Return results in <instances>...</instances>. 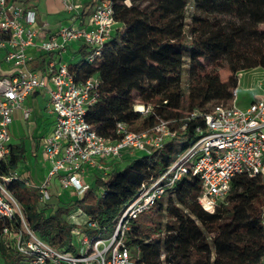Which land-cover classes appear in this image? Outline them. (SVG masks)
I'll list each match as a JSON object with an SVG mask.
<instances>
[{
    "label": "trees",
    "instance_id": "16d2710c",
    "mask_svg": "<svg viewBox=\"0 0 264 264\" xmlns=\"http://www.w3.org/2000/svg\"><path fill=\"white\" fill-rule=\"evenodd\" d=\"M98 0H84L90 16ZM121 26L92 62L94 49L80 42L77 61L69 69L76 80L100 76V95L88 107L86 119L106 138L115 140L118 122L131 130L151 128L157 117L173 120L176 135L150 154L133 156L108 179L99 175L80 198L59 197L54 211L41 206L36 188L13 180L9 184L29 226L51 246L79 252L74 229L91 239L113 232L118 216L144 182L163 174L198 138L202 117L188 119L193 110L208 111L218 102H230L239 83L238 73L264 69V0H112ZM194 10L189 16V6ZM56 53L32 59L30 69L44 71ZM226 63L230 74L219 69ZM188 65L187 89L183 74ZM6 75V74H0ZM136 103L151 106L146 114ZM31 127L34 148L41 145L36 115ZM24 151L13 146L8 164L14 169ZM226 203L208 212L198 202L199 176L187 174L176 181L148 211L130 220L126 237L139 264H264V180L236 175ZM103 190V191H101ZM81 208L98 226L77 224L71 213ZM13 226H19L14 220ZM138 247V249H137ZM3 264H21L24 255L1 245Z\"/></svg>",
    "mask_w": 264,
    "mask_h": 264
},
{
    "label": "built area",
    "instance_id": "2783aa9c",
    "mask_svg": "<svg viewBox=\"0 0 264 264\" xmlns=\"http://www.w3.org/2000/svg\"><path fill=\"white\" fill-rule=\"evenodd\" d=\"M63 5L72 14L70 23L60 25L47 38L38 27L35 10L26 9L18 0H0V49H5L4 60L11 66L8 74L0 75V264H3V243L24 255L21 264H139L126 242L130 220L150 210L183 176H199L198 202L208 212L227 202L236 175L245 173L264 180V92L246 108L238 106L234 97L230 102L216 103L208 111L190 112L188 119L202 117L205 121L204 127L196 129L198 138L163 174L142 183L138 194L119 214L110 236L91 239L78 228L73 232L84 234L82 242L89 243L88 248L79 247L78 253L55 248L29 226L20 203L9 189L13 180L21 179L36 188L39 202L45 204L51 198L52 180L57 176L60 195L77 199L92 186L87 178L99 175L108 179L115 163L124 156L150 154L176 135L171 126L173 120L158 116L151 128L142 131L131 130L126 122L120 121L116 125L120 137L106 138L86 119L88 107L100 95V76L76 80L69 63L55 57L48 61L44 71L30 69L28 63L33 59L27 51L30 47L41 53L62 54L70 44L83 42L94 49L88 57L92 62L121 28L112 0H98L87 20L82 17V0H63ZM39 90L48 94L55 118L50 131L41 139V164L46 170L36 183L15 168L2 171L1 166L8 164L13 150L10 128L15 111L20 110L23 119L29 120L32 109L26 101ZM150 107L136 103L134 110L146 114ZM82 214L84 224L98 226L81 208L75 209L70 218L78 221ZM14 220L19 221V226L12 225Z\"/></svg>",
    "mask_w": 264,
    "mask_h": 264
},
{
    "label": "rangeland",
    "instance_id": "374dc122",
    "mask_svg": "<svg viewBox=\"0 0 264 264\" xmlns=\"http://www.w3.org/2000/svg\"><path fill=\"white\" fill-rule=\"evenodd\" d=\"M62 0H29L28 5H30L32 8L36 9L33 4H37L39 7V10H45L47 9L49 13H54L57 17H63L66 14V11H64L62 7ZM27 2V1H26ZM194 10V7L192 4L189 6V16ZM46 15V14H44ZM44 15H42L44 17ZM49 16V20L51 19ZM75 44V45H74ZM80 44V43H79ZM79 44L72 43L70 44L68 48V53L70 50L77 49L79 48ZM74 46V47H73ZM66 53L65 56L67 59H71V55ZM77 55V54H76ZM79 56H75L74 59L72 60H78ZM220 74L225 78L228 76L231 72L226 65V63L223 64V67L219 69ZM187 75H188V65L186 64L185 66V71L183 74V88L184 90L187 89ZM239 77V83L237 88L235 89L234 92V97H236V102L238 105H242L244 103H247L251 99V95H253L254 92L257 90H263L264 89V69L257 67V68H251V69H246L238 73ZM48 98L45 97H40L39 99V105L41 107H45L47 104ZM20 111V110H19ZM40 123L39 121H37ZM27 126L22 127L20 122H14V124L11 125L10 132H11V137H12V143L15 146H19L23 149L24 151V157L21 158L15 167V169L21 173V175L24 178H29L31 180H34V182L39 183L42 178V158H41V146L35 147L33 146L34 142L32 140V136L30 131L27 130ZM140 155V154H137ZM132 157H127L124 156L122 160H119L116 162V168L117 169H122L124 168L130 161ZM24 159V160H23ZM87 181L91 182L92 184L95 183L94 179L92 178H87ZM62 194V190L60 187V183L58 181V177L55 176L52 180V188H51V198L48 200L50 203L48 208L46 209V212L54 211L56 208V204L58 203V196L63 197L60 195ZM166 195L163 197L164 201H166ZM41 206L44 205V203H40ZM78 221H73L77 224H82L84 225V220L85 217L82 214L81 216H78L77 219ZM111 232H105L103 233L102 237L106 238L110 236ZM84 234L82 233L81 235L74 234L73 235V242L76 244L78 247L82 248L83 250L88 248L89 243H84L82 242Z\"/></svg>",
    "mask_w": 264,
    "mask_h": 264
},
{
    "label": "crops",
    "instance_id": "0c3cea01",
    "mask_svg": "<svg viewBox=\"0 0 264 264\" xmlns=\"http://www.w3.org/2000/svg\"><path fill=\"white\" fill-rule=\"evenodd\" d=\"M18 1L21 4H23V6H25L26 9L35 10L36 15H37V20H38V27L42 30V32L45 34V36L47 38L50 37L57 30V28L60 25L70 23V18L72 16V14L64 9L63 0L61 1L62 2V7H63L64 11H66V14L63 17H57L54 13H49V11L47 9L39 10L38 5L35 4V3L33 4V6L36 9H34L30 5H28L29 0H18ZM82 1L84 2V0H82ZM44 14H46V15H44ZM42 15H44V17ZM49 16H52V17H50L51 18L50 20L48 18ZM82 17L85 20H87L89 16H84L82 14ZM77 43L79 44L80 42H77ZM69 46H68V48H69ZM27 51H28L29 54H31L33 56V59L36 58L38 55L42 54L41 52H38L34 47L28 48ZM68 51L69 50L67 49L62 54L56 53V55L54 57L57 59V61L70 62L78 54H77V49H74V48L72 50H70L69 53H68ZM5 52H6L5 49H0V74H8L10 72V69H11L10 64L6 63L5 60H4ZM66 53L71 55V59H69V60L67 59V57L65 56ZM72 61H76V60H72ZM263 92H264V89L261 90V91L257 90L256 92L253 93V95H251L252 97H251L250 101H248L247 103H244L242 105H238V104L237 105L242 107V108H246L257 97L262 95ZM40 97L48 98V94L45 91H43V90H39V91H36L34 94H32L26 101V104L29 107H31V109H32V115H31V118L29 120H24L23 117H22L21 111L16 110L15 113H14V121H13L12 124H14V122H20L22 127H25V125H26L28 127L27 130L31 132V127L35 123L34 122L35 120H33L32 118H33L34 115H36V117H38V120L40 122L39 126H38V130H39V134H40L41 139H42L43 136L50 131V129H51L52 125H53V121H54L55 117H54V114L52 113V111L50 109L49 99H48L47 104L45 105V107H41L39 105ZM40 165H42V174L44 176L46 167L43 164H40ZM114 166L116 168V163H115Z\"/></svg>",
    "mask_w": 264,
    "mask_h": 264
}]
</instances>
